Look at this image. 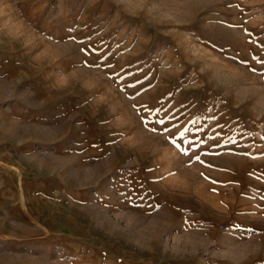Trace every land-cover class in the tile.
<instances>
[{
  "label": "rangeland",
  "instance_id": "rangeland-1",
  "mask_svg": "<svg viewBox=\"0 0 264 264\" xmlns=\"http://www.w3.org/2000/svg\"><path fill=\"white\" fill-rule=\"evenodd\" d=\"M0 264H264V0H0Z\"/></svg>",
  "mask_w": 264,
  "mask_h": 264
}]
</instances>
